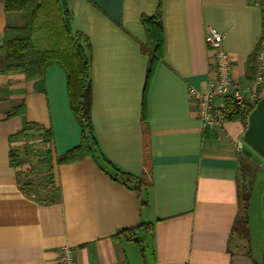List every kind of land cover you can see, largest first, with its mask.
<instances>
[{
  "label": "crops",
  "instance_id": "0c3cea01",
  "mask_svg": "<svg viewBox=\"0 0 264 264\" xmlns=\"http://www.w3.org/2000/svg\"><path fill=\"white\" fill-rule=\"evenodd\" d=\"M67 4L72 26L89 44L91 120L98 152L55 163L81 135L69 107L65 74L52 64L46 69L44 89L27 91L22 73L3 69L0 51V264H59L65 244L72 247L73 264L261 262L263 207L256 213L246 211L248 241L231 233L238 211L236 141L244 126L225 120L219 127L203 129L188 97L189 87L207 88L208 26L222 34L221 47L231 56L233 77L241 87L249 82L247 61L261 33L259 7L247 0ZM157 9L163 55L143 99L149 57L140 18ZM22 22L19 13H6L0 1V46L5 25ZM18 107H23L21 112L7 116ZM30 123L51 132L52 165L41 175L53 177L52 201L29 197L19 187L23 175L9 163L15 144L11 137ZM112 165L142 176L139 194L111 176ZM33 172L34 178L36 169ZM49 189L42 186L40 195H50ZM261 190L262 198L264 184Z\"/></svg>",
  "mask_w": 264,
  "mask_h": 264
},
{
  "label": "trees",
  "instance_id": "16d2710c",
  "mask_svg": "<svg viewBox=\"0 0 264 264\" xmlns=\"http://www.w3.org/2000/svg\"><path fill=\"white\" fill-rule=\"evenodd\" d=\"M4 5L6 13H19L23 22L19 25L6 24L4 28L3 41L0 51L4 54L3 69L8 72H20L24 76L27 91L32 89L43 90V80L48 66L57 64L66 77V91L70 110L78 122L81 130L80 141L73 148L58 155L56 164L69 163L80 160L87 156H94L98 148L95 145L93 126L91 120V87L89 77L90 60L88 55L89 44L84 35L72 26V14L67 0H0ZM141 23L145 32L144 51L149 60L145 73V84L143 99L146 89L153 73L154 67L163 55V27L160 9L154 14L142 15ZM255 71V51L249 55L246 74L252 78ZM254 102H245L241 105L232 106L226 114V120L240 121L245 126V119ZM23 107L15 108L7 116L21 112ZM142 117H145L144 102L142 105ZM51 132L49 129L41 128L37 124H28L21 129L11 142L16 145L9 152V163L17 170V174L23 176L18 183L25 190L33 189L39 184L49 188L50 195L43 197L38 191L36 199L52 201L56 195L53 177L51 174L41 176L43 180L39 184L33 178L32 173L36 169L35 164L28 163L29 145L33 138H37L43 151L37 160V167L48 169L52 165L50 152ZM22 144V151L17 146ZM239 157V179L238 184V211L233 222L231 233L240 239L249 240L247 206L251 194V184L254 175L260 165L255 160L240 152ZM105 159V158H104ZM105 167L110 162L105 163ZM111 176L134 188L138 194L143 185L142 176L120 170L111 166ZM141 185V186H140ZM262 207L264 212V191L262 195ZM149 228V224H142ZM138 227V226H137ZM136 228V227H135ZM134 229V228H132ZM247 254H250L247 247ZM264 264V253L261 262Z\"/></svg>",
  "mask_w": 264,
  "mask_h": 264
},
{
  "label": "built area",
  "instance_id": "2783aa9c",
  "mask_svg": "<svg viewBox=\"0 0 264 264\" xmlns=\"http://www.w3.org/2000/svg\"><path fill=\"white\" fill-rule=\"evenodd\" d=\"M256 5L261 14V33L255 48V71L249 82L241 87L232 75V59L228 52L221 47L222 34L213 26H208L205 33V43L210 54V77L206 90L200 91L189 87L188 97L192 110L201 122L203 129L221 126L226 120V114L232 106L245 102H254L264 92V0H247ZM22 144L18 150L22 151ZM16 145L13 146V148ZM241 152L246 146L242 138L236 141ZM28 163L30 157L27 158ZM19 187L33 199L38 197L41 185L30 190ZM74 255L72 247L65 244L60 247L59 264H73Z\"/></svg>",
  "mask_w": 264,
  "mask_h": 264
},
{
  "label": "water",
  "instance_id": "95a60500",
  "mask_svg": "<svg viewBox=\"0 0 264 264\" xmlns=\"http://www.w3.org/2000/svg\"><path fill=\"white\" fill-rule=\"evenodd\" d=\"M241 138L246 144L241 152L264 166V94L247 114Z\"/></svg>",
  "mask_w": 264,
  "mask_h": 264
},
{
  "label": "rangeland",
  "instance_id": "374dc122",
  "mask_svg": "<svg viewBox=\"0 0 264 264\" xmlns=\"http://www.w3.org/2000/svg\"><path fill=\"white\" fill-rule=\"evenodd\" d=\"M264 94V92H262L256 99L255 101ZM255 101H254V104H255ZM38 140L37 138H33L31 139L30 141V145H29V157L31 158L30 159V162L32 164H35L36 166V173L37 176H35V181L39 184L40 182H42L41 180H43V178H41V174L42 172L45 170L44 167H40L38 165L37 167V160L40 158V156L42 155V147L40 145V143H38ZM39 172V174H38ZM239 183L242 184V180L239 179ZM263 184H264V168L263 167H259L254 175V178H253V181H252V184H251V194H250V199H249V205L247 206V210L250 211V212H259L262 208V198H261V194H262V188H263ZM41 185V184H39ZM260 222H257V225L259 224Z\"/></svg>",
  "mask_w": 264,
  "mask_h": 264
}]
</instances>
